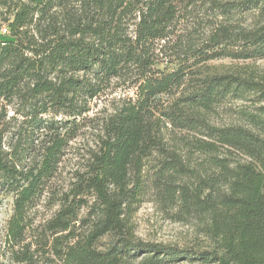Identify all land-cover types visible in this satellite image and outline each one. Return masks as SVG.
<instances>
[{
    "label": "trees",
    "instance_id": "1",
    "mask_svg": "<svg viewBox=\"0 0 264 264\" xmlns=\"http://www.w3.org/2000/svg\"><path fill=\"white\" fill-rule=\"evenodd\" d=\"M222 60H264V0H0L2 256L264 264V72ZM148 198L195 243L138 237Z\"/></svg>",
    "mask_w": 264,
    "mask_h": 264
},
{
    "label": "rangeland",
    "instance_id": "2",
    "mask_svg": "<svg viewBox=\"0 0 264 264\" xmlns=\"http://www.w3.org/2000/svg\"><path fill=\"white\" fill-rule=\"evenodd\" d=\"M248 20V17H245ZM212 65L217 66L219 71H251L264 72V60L234 62L222 60L213 62ZM264 105V104H262ZM254 105L250 102H230L226 101L219 107H215L209 113L208 121L216 126H226L230 124L245 125L244 121L239 117V113L255 114ZM252 128V127H251ZM254 132L258 129L253 128ZM257 133V132H256ZM202 157L193 155L192 163L201 162ZM173 212V211H172ZM11 215V197H0V264H11L7 261L3 253V234L6 228V222ZM132 221L135 225V233L138 237L146 241L158 243H171L178 245H192L195 243L193 232L189 225L178 223L171 220L168 213L160 209L154 202L153 198L144 201L137 211L134 213Z\"/></svg>",
    "mask_w": 264,
    "mask_h": 264
}]
</instances>
